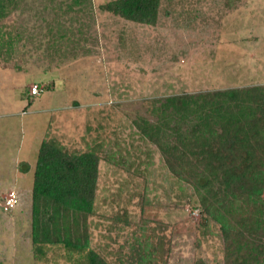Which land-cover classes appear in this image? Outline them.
I'll list each match as a JSON object with an SVG mask.
<instances>
[{"label":"rangeland","instance_id":"rangeland-1","mask_svg":"<svg viewBox=\"0 0 264 264\" xmlns=\"http://www.w3.org/2000/svg\"><path fill=\"white\" fill-rule=\"evenodd\" d=\"M13 1L0 18V264H74L61 246L34 257L31 191L43 140L99 155L89 245L111 264L127 263L119 258L135 242L162 245L164 264H225L220 224L200 212L194 162L174 175L162 148L176 144L181 127L190 138L183 150L205 169L213 146L205 136L212 141L245 113L264 137V105L200 103L170 113L160 102L264 85V0H160L154 24L105 10L111 0ZM33 84L43 91L31 95ZM223 139L227 150L233 137ZM255 162L251 188L264 199V164ZM228 186L215 184L221 194H245Z\"/></svg>","mask_w":264,"mask_h":264},{"label":"trees","instance_id":"trees-1","mask_svg":"<svg viewBox=\"0 0 264 264\" xmlns=\"http://www.w3.org/2000/svg\"><path fill=\"white\" fill-rule=\"evenodd\" d=\"M159 1L111 0L103 8L127 20L154 24ZM13 2L0 0V18L4 17L7 6ZM212 102L236 103L241 105L240 110L244 108L243 104L264 105V85L173 94L166 96L160 105L163 111L177 113L200 103ZM242 115L245 118L240 117L233 127L220 126L212 141L210 133L206 136L203 134L204 142L213 144L209 151L212 162L207 163L205 169L198 170L195 157L193 161L183 150V142L188 143L190 138L180 135L179 130L182 128L179 126L175 128L177 134L172 140L176 144L171 145L168 151L162 148V154L171 172L179 177L185 171L183 162H194V183L203 193L199 194L200 212L220 224L225 264H264V199H259L256 194L258 191L251 188L256 177H259L255 161L264 164V137L259 130L251 128L256 119L249 124L251 115ZM201 123L200 129L206 126V120ZM190 129L186 130L188 134ZM227 134L233 139L228 141L229 149L223 150L219 144L224 143L223 138ZM247 150L251 156H248ZM99 160V155L91 150L69 152L53 141H41L33 169L31 191V242L36 259L45 254L46 247L53 245L63 247L69 259L75 254L74 264H111L106 256L89 245L87 220L94 213ZM23 164L25 167L22 171H27L28 164ZM215 184L220 190L228 185L236 190L243 186L245 194H221ZM118 220L128 222L123 217ZM142 244L133 243L119 261L125 260L127 263L124 264H164L157 257L161 255L159 251L163 249L162 245L155 247L153 243L146 246Z\"/></svg>","mask_w":264,"mask_h":264},{"label":"built area","instance_id":"built-area-1","mask_svg":"<svg viewBox=\"0 0 264 264\" xmlns=\"http://www.w3.org/2000/svg\"><path fill=\"white\" fill-rule=\"evenodd\" d=\"M43 91L42 86H39L38 84H33L30 87V93L31 95H38Z\"/></svg>","mask_w":264,"mask_h":264}]
</instances>
